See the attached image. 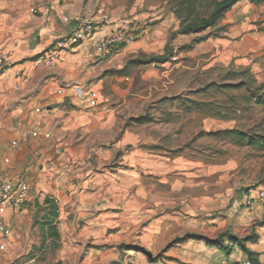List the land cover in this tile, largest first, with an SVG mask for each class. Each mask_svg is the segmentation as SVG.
Masks as SVG:
<instances>
[{
	"label": "crops",
	"instance_id": "crops-1",
	"mask_svg": "<svg viewBox=\"0 0 264 264\" xmlns=\"http://www.w3.org/2000/svg\"><path fill=\"white\" fill-rule=\"evenodd\" d=\"M246 1L264 14V2L243 0L234 9ZM30 4L31 0H0V54H9L0 67V171L30 189L20 209H9L5 216L12 235L0 237V264H237L249 259L243 247L264 264V203L254 211L245 207L246 198L264 191V184L253 187L243 179L233 190L242 197L240 202L232 204L231 192L219 197L218 206L230 210L213 221V236L186 233L152 256L143 245L126 242L124 233L111 231L122 226L130 231L131 221L135 227L138 220H131L130 210L111 211V201L103 196L109 177L95 171L91 162L86 164V159L103 156L100 135L116 120L108 112L106 117L100 115V105L91 107L89 99L78 98L74 89L84 87L101 104L108 71L134 44L98 54L95 41L119 28L110 23L99 26L93 39L62 52L51 66L44 58L60 39L73 33L77 22L68 19L66 7L43 2L35 16ZM236 30L207 38L190 53L202 56L215 51L216 63L250 69L264 84V36H243ZM142 41L136 43L138 50L144 48ZM202 117L206 133L234 128L222 124L231 120ZM127 142L125 136L118 147Z\"/></svg>",
	"mask_w": 264,
	"mask_h": 264
},
{
	"label": "rangeland",
	"instance_id": "rangeland-1",
	"mask_svg": "<svg viewBox=\"0 0 264 264\" xmlns=\"http://www.w3.org/2000/svg\"><path fill=\"white\" fill-rule=\"evenodd\" d=\"M179 1L182 0H31L29 8L35 9L31 14L36 16L38 4L49 2L66 7L68 19L73 22L119 25L117 31L124 33L126 42L116 51L134 44V48L126 49V57L108 71L103 100L97 103L100 115L106 117L108 112L116 121L100 135L103 156L95 154L86 159V164L91 162L95 171L108 175L103 196L111 201V211L122 214L130 210L131 220H138L136 228L131 221L130 231L126 232L124 226L111 231L124 233L126 242L143 245L152 256L186 233L212 235L213 221L230 210L218 206L219 197H229L231 192L232 204L242 198L233 194L238 181L243 179L253 187L264 184V152L203 135V115L186 112L178 102L189 97L224 102L230 107L235 91L201 92L211 81L222 83V77L236 66L216 63L215 51L193 56L189 46L202 37H220L234 29L243 36L262 37L264 14L246 1L212 30L201 35L173 36L180 29L175 13ZM141 40L144 48L138 50L136 43ZM166 53L168 62L158 63L157 58ZM118 66L123 70L116 71ZM166 97L180 99L161 104ZM103 108L106 111L102 112ZM258 112L256 122L264 118L263 110ZM240 117L222 124L246 128L253 125L249 116ZM125 136L128 142L119 148ZM119 171L124 172L118 175ZM116 200L123 202L116 206ZM145 235L146 242L142 238Z\"/></svg>",
	"mask_w": 264,
	"mask_h": 264
},
{
	"label": "trees",
	"instance_id": "trees-1",
	"mask_svg": "<svg viewBox=\"0 0 264 264\" xmlns=\"http://www.w3.org/2000/svg\"><path fill=\"white\" fill-rule=\"evenodd\" d=\"M243 0H182L177 3L176 16L180 21V29L173 36L201 35L214 29L234 7ZM256 4H261L264 0H250ZM218 36V35H215ZM210 38V37H207ZM206 37L195 40L189 46V52L195 49L197 44L205 41ZM167 50V48H166ZM37 56L36 58H39ZM155 59V58H154ZM158 63L168 62L167 53L157 58ZM135 61V60H134ZM133 61V62H134ZM141 62L140 60L138 61ZM201 94H210L213 90L220 93L235 91L231 97V105L224 102L206 101L203 99L193 100L189 97L178 101L180 98L171 97L161 100L164 102H179L184 106L186 112H201L203 116L218 118L222 120H237L238 117H247L254 122L246 128L239 125L233 129L224 131L204 132L203 135L230 142L239 148L251 149L252 151L264 152V118L256 122L255 118L260 114L259 109L264 112V84L258 83L250 69L230 68L222 77V83L211 81L205 84ZM178 98V99H177ZM227 109L229 112L224 113ZM240 117V118H241ZM232 238V237H231ZM211 243L218 241H210ZM249 254V259L258 264L255 256L243 247Z\"/></svg>",
	"mask_w": 264,
	"mask_h": 264
},
{
	"label": "built area",
	"instance_id": "built-area-1",
	"mask_svg": "<svg viewBox=\"0 0 264 264\" xmlns=\"http://www.w3.org/2000/svg\"><path fill=\"white\" fill-rule=\"evenodd\" d=\"M34 12L35 10H31ZM99 26L92 21L80 20L76 24V28L70 36L64 37L58 41L54 49L48 53L47 57L44 58L51 66L56 65L60 54L64 51H70L75 47L85 43L86 41L93 39L95 34L98 32ZM124 33L116 31V34L107 36L102 41H95L94 47L98 54L104 55L111 52L114 47L125 43ZM9 54H0V66H3ZM75 95L84 100L89 99L91 107L98 105L97 99H91L90 95L87 94L84 87L76 86L74 89ZM41 110H37L40 112ZM37 136V133H34ZM17 143H13L16 146ZM0 155L2 152L0 151ZM5 163H9V158L4 159ZM29 186L26 183H14L10 177L6 176L0 171V237L9 238L12 235L11 229L5 223V216L9 209L19 210L22 204L27 200L29 195ZM264 203V191H258L249 195L245 200V207L249 211H254L260 204ZM237 264H255L252 260L247 259Z\"/></svg>",
	"mask_w": 264,
	"mask_h": 264
}]
</instances>
